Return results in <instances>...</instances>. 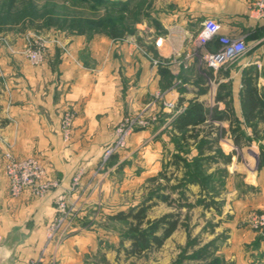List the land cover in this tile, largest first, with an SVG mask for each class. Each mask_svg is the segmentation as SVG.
<instances>
[{"label": "crops", "instance_id": "crops-1", "mask_svg": "<svg viewBox=\"0 0 264 264\" xmlns=\"http://www.w3.org/2000/svg\"><path fill=\"white\" fill-rule=\"evenodd\" d=\"M145 1L110 0V6L115 4L111 10L126 4L125 15L136 2L143 3L142 15L149 16L136 25L135 33L64 35L50 43L42 65H33L15 46L0 45V264H28L31 260L39 264H82L86 248L98 250L95 236L100 238L103 233L109 241L116 240L114 232H102L90 224L100 216L90 213L102 199L115 202L118 193H132L136 180L142 183L149 174L161 171L166 141L149 140H165V135L161 136L165 127L160 124L132 135L125 156H115L105 170L98 166L102 148L112 138V126L127 114L150 106L158 93L163 92L168 102L185 109L191 102H199L206 111H215V121L226 124L230 109L233 120L245 122L241 91L246 71L253 69L255 84L264 90V20L250 17L253 0ZM207 19L220 24L222 35L244 36L249 47L237 64L217 73L201 58L191 57L197 34ZM219 47L213 41L206 52ZM178 75L182 76L181 83L175 88ZM159 109V122L166 119L175 127L172 133L183 136L175 123L179 114L172 116L162 106ZM70 111L76 116L74 134L65 142L60 125L63 115ZM241 127L247 136L255 138L253 129H246L244 124ZM257 129L264 130L261 124ZM231 135L232 131L226 132L219 143L225 155L234 149ZM259 139L247 145L244 140L240 142L247 162L237 175L230 174V179L241 180L235 190H230L237 196L233 203L245 198L253 208L264 209L260 147L264 142ZM142 140L150 143L141 148ZM9 150L19 159L38 158L46 179L57 181L58 186L45 197L29 191L13 197L4 171V154ZM136 153L141 156L134 161ZM135 162L140 167L139 176ZM232 164L236 165L235 159ZM80 171V183L74 187L73 177ZM61 196L76 211L77 219L63 243L48 244L47 227ZM104 214V220L113 216L110 209ZM261 251L264 242L254 249V253Z\"/></svg>", "mask_w": 264, "mask_h": 264}, {"label": "rangeland", "instance_id": "rangeland-1", "mask_svg": "<svg viewBox=\"0 0 264 264\" xmlns=\"http://www.w3.org/2000/svg\"><path fill=\"white\" fill-rule=\"evenodd\" d=\"M108 5L106 2L96 4L89 0H0V21L6 23L0 27V45L8 48L15 46L22 53L28 38H43L50 45L51 42H58L64 35L83 34L78 28H71L73 25L86 28V35L107 34L105 29L109 30L111 23L101 19V15L108 9ZM134 5L127 12L126 19H121L122 24L119 23L124 35L135 33L136 25L149 16L142 15L143 3L136 2ZM120 16L114 11L115 19ZM181 77L176 76L174 82H179ZM209 78L213 80V77ZM228 92V89L223 90L225 94ZM164 100L168 102L165 98ZM160 105L164 110L170 111L169 115L172 116L178 110V106L170 108L163 104V99L158 100L156 95L150 106L127 114L112 126V138L102 148L98 164L100 170L108 169L115 156H125L132 135L142 130L154 129L157 125L165 127L164 134L161 135H165V140L154 137L149 141H166L163 145V165L161 171L152 176L149 174V178L142 183L136 180L137 184L134 185L132 193H118L115 202L108 203L102 199L101 205L91 211L92 216L96 213L100 216L90 219V224L102 229V232H114L116 240L109 241L103 233L100 238L99 235L95 236L98 250L90 251L86 248L82 264H264V251L254 253L257 245L264 242V234L255 231L249 223L254 214L264 213V209L253 208L245 198L239 204L233 203L237 196L230 190H235L234 187L237 188L241 183L235 177L230 179L233 177L230 174L237 175L236 171H241L246 165L243 152L245 150L241 144L236 143L233 135L231 137L234 149L230 155H225L219 144L221 138H226V132L231 134L233 126L236 125L233 112L229 110V120L225 124L215 121L214 110H207L208 118L203 124L188 129V134L185 132L183 136H178L172 133L175 127L166 119L163 123L159 122L162 115ZM75 117L74 114L69 140H65L63 134L62 122L65 114L62 117L60 129L65 142H70L73 138ZM127 119L133 120L135 125L132 135L127 139L124 148L106 159L107 149L115 142L116 133L126 125ZM141 120L144 121L143 125H140ZM260 124L264 128V120L258 123V128ZM247 128L252 129L250 126ZM258 131L264 136V130ZM259 140L264 142L263 138ZM252 141L245 142V145ZM148 142L142 140L141 148L148 146ZM140 156L136 153L133 160ZM234 159L236 165L232 164ZM136 167L139 176V164ZM141 206L145 209L142 229L147 228L148 221L153 222L170 213L175 214L179 220L178 227L160 248L153 247L139 255H132V240L128 237L132 218L126 221L112 218L122 212L126 214L131 209L139 210ZM109 209L113 216L104 220L103 215ZM251 232L256 235H251ZM157 234L162 235V231ZM68 236L66 232L62 243Z\"/></svg>", "mask_w": 264, "mask_h": 264}, {"label": "built area", "instance_id": "built-area-1", "mask_svg": "<svg viewBox=\"0 0 264 264\" xmlns=\"http://www.w3.org/2000/svg\"><path fill=\"white\" fill-rule=\"evenodd\" d=\"M249 15L257 20H264V0H253L249 7ZM221 26L213 19H207L203 22L202 28L197 34V47L193 50L191 57L196 56L206 64L214 73L224 68L231 67L244 57L248 51L245 37H231L220 33ZM218 40L219 49L214 52H206V47L213 41ZM49 43L43 38H28L27 45L22 54L33 64L42 65L45 61V54ZM157 63V62H155ZM181 82L175 84L179 85ZM157 98L163 99V104L170 108H177L175 103H169L164 100V94H157ZM174 116L184 111L185 108L178 107ZM74 114L66 112L63 118V134L65 140L71 136L72 121ZM143 120L140 125H143ZM135 129L133 120L127 119L126 125L119 128L116 133V140L109 146L105 158H110L113 154L124 148L127 139L132 135ZM5 175L9 181L10 193L13 197H18L24 192L29 191L37 197H45L51 190L58 186L55 180L46 179V170L38 158L28 157L24 159L17 158L10 150L4 155ZM82 173L80 172L73 178V186L79 185ZM77 219L76 211L71 208L65 196L57 200L56 214L47 227V243L60 245L63 236ZM251 227L264 234V213L254 214L249 221ZM2 236L0 235V243ZM40 261L31 260L28 264H39Z\"/></svg>", "mask_w": 264, "mask_h": 264}, {"label": "trees", "instance_id": "trees-1", "mask_svg": "<svg viewBox=\"0 0 264 264\" xmlns=\"http://www.w3.org/2000/svg\"><path fill=\"white\" fill-rule=\"evenodd\" d=\"M89 1L96 4H101L103 2H106L107 5L110 4V0ZM110 7H115V4L112 6L108 5V9L103 12V15H101V19L104 18L103 20L113 22L111 23L110 28H108L109 30L105 29V31H108L107 34L112 36L124 35L121 32L120 25L122 24L121 19L124 20L126 18L125 9L127 6L124 4L123 8H119V10H111ZM114 11L115 13L121 15L118 17L119 19L117 18L118 20L114 18ZM33 18L37 19L36 17ZM120 22L121 24L119 25ZM4 24H6L4 21H0V27ZM71 28H78L79 32L83 34L86 32V28H79L75 25L71 26ZM214 42L219 44L218 40H215ZM251 72H253V69L245 72L243 88L241 91V105L245 122L240 123L237 120L236 125L232 128V135L238 144H240L242 140L250 142L254 138L246 135L245 131L241 127L242 124L248 127L250 126L253 129L255 138L260 137L264 139V136L259 135L260 133L257 130L258 123L261 122V120H264V90L258 88L255 84L256 78L251 75ZM206 113L207 111L201 103L191 102L190 105L175 119L177 128L184 134L188 127L192 126L193 128H196L200 126L206 121ZM261 151L264 157V147L261 148ZM144 212L145 209L141 206L139 210L131 209L126 214L122 212L112 218L122 219L125 221L132 218V224L128 235V237L132 240V246L130 249V254L132 255H139L153 247L160 248L164 244L165 240L168 239L178 227L179 220L175 214L170 213L154 220L153 222L148 221L147 228L142 229V225L145 220ZM159 231H162V235L157 234Z\"/></svg>", "mask_w": 264, "mask_h": 264}]
</instances>
